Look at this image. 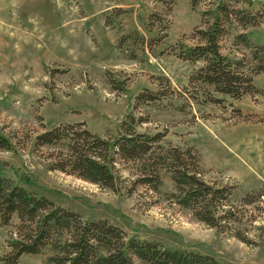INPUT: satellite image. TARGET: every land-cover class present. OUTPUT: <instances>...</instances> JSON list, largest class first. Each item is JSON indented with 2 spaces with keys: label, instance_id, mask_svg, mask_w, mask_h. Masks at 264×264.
I'll return each mask as SVG.
<instances>
[{
  "label": "rangeland",
  "instance_id": "1",
  "mask_svg": "<svg viewBox=\"0 0 264 264\" xmlns=\"http://www.w3.org/2000/svg\"><path fill=\"white\" fill-rule=\"evenodd\" d=\"M197 1L193 8L191 0H176L168 11L157 0H0V133L15 145L0 150V175L86 221H108L129 238L222 264H264V238L246 245L167 202L147 209L137 197L48 171L33 150L38 134L58 126L84 123L104 136L134 111L147 119L140 132H166L168 144L193 147L207 180H230L240 198L264 190V95L225 98L221 106L198 104L204 98L191 94L190 79L202 64L179 59L173 49L195 46L190 37L203 14L215 15L227 0ZM250 2L237 7L257 15L260 25L247 33L253 45L264 46V0ZM154 15L165 19L164 26L150 27ZM135 33L146 41L168 36L152 50L133 42L118 48L122 37ZM232 35L222 43L224 55L236 54V31ZM254 84L264 91V74ZM145 91L161 97L135 109ZM16 223H0V259ZM44 260L23 256L19 264Z\"/></svg>",
  "mask_w": 264,
  "mask_h": 264
},
{
  "label": "trees",
  "instance_id": "2",
  "mask_svg": "<svg viewBox=\"0 0 264 264\" xmlns=\"http://www.w3.org/2000/svg\"><path fill=\"white\" fill-rule=\"evenodd\" d=\"M157 1L168 11L176 3ZM240 3L251 4L250 0H227L215 15L204 13L190 37L196 45L186 49L180 43L173 48L179 59L202 64L190 79L191 94L201 93L204 98L197 99L198 104L221 106L225 98L240 101L264 95L254 84L255 78L264 74V46L253 45L247 33L260 25V20L249 10L238 8ZM191 4L196 8L198 1L191 0ZM152 20L150 27L165 24L159 15ZM169 28L167 21L165 30ZM233 31L236 54L224 55L222 43L233 36ZM167 36L146 41L135 33L122 37L118 48L133 42L152 50V44L159 46ZM160 97L145 91L136 98L135 109ZM145 124L147 119L133 111L116 132L108 131L104 136L93 134L84 123L62 125L38 134L33 150L48 171L128 198L137 197L147 209L167 202L188 211L208 228L246 245H255L256 240L264 238V190L240 198L237 184L230 180H207L208 171L193 147L168 144L166 132H140ZM14 146L0 133V150L11 151ZM168 185L170 189L164 190ZM14 220L17 223L1 264H19L23 256H43L44 264H222L210 256L129 238L108 221H86L0 175V223L9 227Z\"/></svg>",
  "mask_w": 264,
  "mask_h": 264
}]
</instances>
